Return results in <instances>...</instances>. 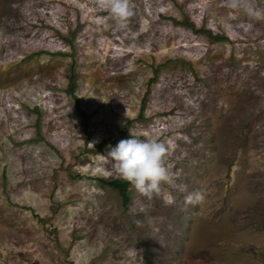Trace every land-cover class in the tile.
Listing matches in <instances>:
<instances>
[{"label": "rangeland", "instance_id": "1", "mask_svg": "<svg viewBox=\"0 0 264 264\" xmlns=\"http://www.w3.org/2000/svg\"><path fill=\"white\" fill-rule=\"evenodd\" d=\"M132 5L0 0V264H264V14ZM131 134L173 183L126 208L101 180Z\"/></svg>", "mask_w": 264, "mask_h": 264}, {"label": "clouds", "instance_id": "2", "mask_svg": "<svg viewBox=\"0 0 264 264\" xmlns=\"http://www.w3.org/2000/svg\"><path fill=\"white\" fill-rule=\"evenodd\" d=\"M95 3L100 10L110 14L117 28L125 27L133 15L132 0H95ZM226 5L241 9L249 16L264 14V10L256 7L255 0H226ZM168 153V143L139 139L131 134L130 138L120 140L115 147L109 145L104 157L113 162L115 171L137 193L151 200L154 194L160 192L162 183H173L170 169L166 166ZM203 199V193L195 191L185 197V203L196 204Z\"/></svg>", "mask_w": 264, "mask_h": 264}, {"label": "trees", "instance_id": "3", "mask_svg": "<svg viewBox=\"0 0 264 264\" xmlns=\"http://www.w3.org/2000/svg\"><path fill=\"white\" fill-rule=\"evenodd\" d=\"M101 182L109 186L111 188H114L119 191L123 205L124 207H128L131 203V198H130V184L127 181H122V180H112V181H107V180H101Z\"/></svg>", "mask_w": 264, "mask_h": 264}]
</instances>
